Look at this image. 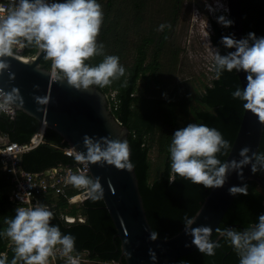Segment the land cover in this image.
<instances>
[{"label": "clouds", "instance_id": "1", "mask_svg": "<svg viewBox=\"0 0 264 264\" xmlns=\"http://www.w3.org/2000/svg\"><path fill=\"white\" fill-rule=\"evenodd\" d=\"M209 12L223 9L216 16V22L224 28L234 21L228 18V9L220 0L216 7L207 4ZM103 9L99 0H9L5 4L0 0V73L8 71L7 58H17V50L34 46L35 55L43 54V59L50 62L49 75L53 81H67L75 89L89 87L104 88L114 81L125 77L126 68L120 57L107 54L104 44L97 41L103 23ZM170 24L160 23L158 31H163ZM207 28V21H206ZM205 31L207 45L210 47V70L216 79L224 72L245 74L246 83L238 85L231 92L233 99L241 102L243 110L253 114L264 124V36L248 32L237 39L233 34L223 35L220 44L225 49L221 54L214 47ZM102 57L98 63H91L93 57ZM15 74L9 72V79ZM38 104L47 103L45 97L35 96ZM18 102L23 104L19 89L10 91L0 88V111ZM85 152L73 151L70 155L80 165L107 164L117 169L128 170L134 167L129 159L130 151L127 140L111 139L107 136L94 138L87 134L83 137ZM232 148L229 140L215 127L204 123L189 122L171 134L167 147L170 161V182L176 177L190 181L193 185H202L207 189L221 188L229 174L235 172L243 181V170L250 166L252 174L264 173V153L252 152L245 146L239 150V159L221 160ZM65 184L81 189L86 198L97 201L103 197L100 178L90 177L86 172L77 170L67 174ZM229 195H247V183L231 185ZM54 212L45 203H29L14 209V216L6 218L5 227H0V239L7 238L14 253L9 260L6 253L0 252V264H50V258L60 252L66 258V264H76L70 255L74 251L75 236L64 234L60 227L51 223ZM195 217H183V231L191 237L185 247L194 245L204 255L213 256L221 247L219 240L212 239L210 226L193 227ZM225 243L231 246L238 257V264H264V213L247 227L237 229L227 227L215 229ZM157 232H150L149 239H158ZM152 264L157 256L149 249Z\"/></svg>", "mask_w": 264, "mask_h": 264}, {"label": "trees", "instance_id": "2", "mask_svg": "<svg viewBox=\"0 0 264 264\" xmlns=\"http://www.w3.org/2000/svg\"><path fill=\"white\" fill-rule=\"evenodd\" d=\"M99 2L104 17L97 41L102 42L104 47H110L120 58H124L128 48V30L131 27L134 28L133 33H144L146 30L140 27V24L144 20L148 0H99ZM240 4L243 36L250 31L258 36H264V0H240ZM178 10L176 3L173 13L178 14ZM207 19L212 29L210 41L220 49L221 54H224L225 49L220 44V38L230 34L229 27H222L216 19L210 17ZM165 32L166 28L160 33L152 59L147 64H145L146 47L152 38L144 36L141 39L134 62L125 67L126 86H124L125 77H121L111 85L99 88L105 94L116 91V107L109 105V108L115 119L129 129L130 160L134 165L147 219L152 230L157 232L160 238H168L178 233L183 228V217L193 216L210 190L202 185H193L180 177L169 181L170 161L167 147L171 134L189 122L204 123L217 128L232 144L243 114L241 102L231 96V92L240 85L235 70L224 72L220 79H216L211 71V83L205 85L197 98L203 108L188 107L187 87L182 82L177 83L165 97L154 98L147 94L151 82L155 87L160 85L158 54ZM17 51L27 57L33 56L36 50L32 46ZM101 59L102 57L99 56L93 57L91 63H98ZM40 65L50 69V62L43 58ZM140 79L144 80L142 88L138 85ZM147 100L149 102L157 100L162 107L167 103L174 115L162 116L151 112L150 107L146 108L148 104L150 105ZM188 113L192 114V118L187 117ZM40 127L41 124L36 119L21 111L17 112L13 119L0 111V135L7 137L9 141L27 142ZM43 138L42 144L19 156V166L22 169L37 173L53 166L75 163L73 158L66 156L59 148L66 145V142L55 131L45 128ZM153 143L156 144L161 163L159 173L150 180V152ZM258 152L264 153V127ZM226 155L220 156V159L225 160ZM255 175L264 181V173ZM244 183H247L248 194L234 197L217 228L224 229L231 224H238L233 227L241 229L254 222L260 213H264V189L252 180ZM9 188V178L0 169V227L6 226L4 225L6 218L14 216V204L9 201L7 195ZM44 201L49 203L50 209L55 214L51 223L58 225L62 233L75 236L73 254H84L86 258L102 263L124 264V259L119 261L120 241L115 236V227L102 199L91 201L86 198L82 203L71 206L63 199L47 198ZM73 206H77L78 209ZM78 210L79 214H76ZM77 215L84 217V221L76 219L69 222L66 219V216ZM217 234L214 231L212 237ZM219 242L221 247L215 250L213 256L194 250L170 261L169 264H238V257L231 246L222 238ZM0 252L6 253L9 260L12 258L14 253L7 238L0 239ZM58 264H66V262L59 259Z\"/></svg>", "mask_w": 264, "mask_h": 264}, {"label": "water", "instance_id": "3", "mask_svg": "<svg viewBox=\"0 0 264 264\" xmlns=\"http://www.w3.org/2000/svg\"><path fill=\"white\" fill-rule=\"evenodd\" d=\"M226 5L229 18L234 21L229 27V33L239 39L243 37L240 0H226ZM42 58L43 54L27 57L17 54L15 59L7 58L10 68L0 73V88L5 91H10L12 87L19 89L23 104L18 102L11 104L16 113L21 111L36 119L44 128L52 129L75 151H86L83 145L85 134L94 138L107 136L128 142L129 129L112 115L104 92L98 87L75 89L68 85L67 81H53L49 75L50 69L40 65ZM9 72L15 74L14 79H9ZM236 75L243 87L246 83L245 74L239 72ZM35 96L45 97L47 103L38 104ZM263 127L264 124H261L253 114L243 110L231 144L232 148L225 160L239 159V150L245 146L250 148L249 155L258 151ZM7 142H9L7 137H0V143ZM87 168L90 177L100 178L103 188L102 201L115 227V236L120 241L119 261L124 259V264H152L149 257V249H152L157 256L156 264H169L170 261L196 250L194 245L185 247L186 242L190 244L191 237L185 235L183 228L168 238L158 237L155 241L149 239L153 230L147 219L134 167L128 171L97 163L89 164ZM243 176L244 180L241 181L235 172L230 173L223 187L209 190L193 215L195 217L193 227L210 226L213 235L235 197L229 195L227 191L229 186L241 185L247 180H252L264 189L263 179L252 174L250 166L244 168ZM233 226L238 224H231L228 227ZM220 238L219 234L212 237L213 240Z\"/></svg>", "mask_w": 264, "mask_h": 264}, {"label": "rangeland", "instance_id": "4", "mask_svg": "<svg viewBox=\"0 0 264 264\" xmlns=\"http://www.w3.org/2000/svg\"><path fill=\"white\" fill-rule=\"evenodd\" d=\"M220 2L223 4L224 0H220ZM176 3L179 10L178 14L175 15L173 10ZM207 4L215 7L216 0H207ZM210 13L213 12L208 11L205 0H148L147 8L144 11V20L140 24V27L142 26L146 30L144 33L141 31V33L135 32L136 34L133 33V27L128 30V48L125 57L120 58V62L125 67L130 66L137 55V47L140 45L141 39L146 36L152 38V41L146 47L145 64L149 63L162 32L157 30L158 25L160 23L171 25L170 28L166 27L163 44L158 54L160 85L155 87L151 82L147 92L149 96L154 98L165 97L177 83L182 82L187 87L188 107L191 109L203 108L198 103L197 98L204 90L205 85H209L212 79L209 68L211 63L210 47L206 42L205 31L208 30L207 17L214 19L216 14ZM104 50L107 54L114 52L110 47H104ZM17 54L21 55L19 51H17ZM114 54L118 55L115 52ZM143 83L144 80L140 79L138 82L139 88L143 87ZM148 103L150 105L148 104L146 107L145 104V107H150L151 112L157 115H174L172 108L168 107L167 103H164V107L160 106L157 100H150ZM187 117L192 118V114L188 113ZM150 161V180H152L159 173L161 163L155 143H153L150 152ZM73 207L77 208V206ZM76 212V214H79V210ZM83 256L85 257L84 254H80V257ZM87 264L108 263L92 260Z\"/></svg>", "mask_w": 264, "mask_h": 264}, {"label": "built area", "instance_id": "5", "mask_svg": "<svg viewBox=\"0 0 264 264\" xmlns=\"http://www.w3.org/2000/svg\"><path fill=\"white\" fill-rule=\"evenodd\" d=\"M3 2L8 4L9 0H3ZM223 4L226 5V0H224ZM214 5L216 7V4ZM210 14H216V16H218L224 13L223 9H219ZM227 16L229 18L228 12ZM207 31L209 34L212 32L209 21ZM212 46L214 45L212 44ZM106 97L108 105H113L115 108L117 104L116 91H109ZM1 112L10 119H13L16 115L11 105ZM44 130V126L41 125L40 129L34 133L27 142L19 143L16 141H9L7 143H0V169L9 178L10 188L7 195L9 201L14 204V208L18 206H27V204L35 202L45 203L50 206L49 203L44 201L47 198L63 199L69 206L78 205L86 199L83 190L76 189L71 184H65L64 180L67 174L76 172L78 169L88 174L87 166L80 165L75 161L73 165H57L37 173L26 171L19 166V156L22 153L28 152L44 142ZM0 137L5 136L0 135ZM59 148L66 156L73 158V156L70 155V153L75 151L72 146L66 144ZM66 219L69 222H73L76 219L81 222L84 221V217L82 216H66ZM70 255L76 260V264H87V262L92 261L91 259L80 257V255L73 253H70ZM54 256V259L50 258V264H58L59 259L66 262V258H64L60 252H56Z\"/></svg>", "mask_w": 264, "mask_h": 264}, {"label": "bare ground", "instance_id": "6", "mask_svg": "<svg viewBox=\"0 0 264 264\" xmlns=\"http://www.w3.org/2000/svg\"><path fill=\"white\" fill-rule=\"evenodd\" d=\"M84 257V256H83ZM86 257V256H85Z\"/></svg>", "mask_w": 264, "mask_h": 264}]
</instances>
